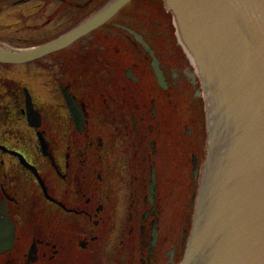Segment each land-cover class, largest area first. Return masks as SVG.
Here are the masks:
<instances>
[{"label": "flooded vegetation", "instance_id": "flooded-vegetation-1", "mask_svg": "<svg viewBox=\"0 0 264 264\" xmlns=\"http://www.w3.org/2000/svg\"><path fill=\"white\" fill-rule=\"evenodd\" d=\"M64 1L0 0V31L28 32L21 49H32L108 0L68 2L76 12L65 30L39 33ZM132 1L64 48L0 63V264L181 263L206 149L203 88L164 0L152 19L116 21ZM123 26L152 50L160 81Z\"/></svg>", "mask_w": 264, "mask_h": 264}, {"label": "water", "instance_id": "water-1", "mask_svg": "<svg viewBox=\"0 0 264 264\" xmlns=\"http://www.w3.org/2000/svg\"><path fill=\"white\" fill-rule=\"evenodd\" d=\"M130 1H107L79 26L41 46L0 47V63L23 64L64 48ZM164 3L200 75L208 134L180 264H264V0ZM123 28L150 53L160 81L152 50ZM65 98L77 118L76 104Z\"/></svg>", "mask_w": 264, "mask_h": 264}, {"label": "rangeland", "instance_id": "rangeland-1", "mask_svg": "<svg viewBox=\"0 0 264 264\" xmlns=\"http://www.w3.org/2000/svg\"><path fill=\"white\" fill-rule=\"evenodd\" d=\"M85 1L86 0H65L62 4V6H63L62 14L58 15L54 21H51L48 25H46V27H45L46 30H42L39 33H41V34H53L55 29H60V26H61L62 31L65 30L66 26L69 25L68 21L70 20V17L72 15H74V13L76 12L75 9H71V8H73L72 5L76 4V3H78V4L79 3L80 4L87 3ZM3 2H7V1H3ZM68 2H72V5L67 4ZM158 2H161V1L160 0H133L132 4H131L132 7H128L129 9L126 7L127 8V9L125 8L126 12L124 10L120 15L116 16L115 20L121 24L126 25V24H133V23L135 24L136 19H138V18H140L141 21L146 20V19H152L149 12L154 9V6H155L154 4H157ZM142 3H143V5H140ZM94 4H96V3H94ZM55 5H57V3ZM138 5H140V6H138ZM5 6L6 5L1 6L0 8H4ZM90 8L91 7H89V9ZM126 13L132 14L133 18L128 16V15L126 17ZM47 14H49V13L47 12ZM130 21H132V22H130ZM1 22L5 23V21H3V20ZM37 22H38V20H34V21L32 20L30 24L32 25V24L37 23ZM15 27L19 28V29L22 28V23H16ZM110 31H111V36H116L117 34H121L120 32L114 31L113 29H111ZM27 33L28 32H26V33H15L14 31H10L9 26L5 27L4 29H1V31H0V45L5 46V47L6 46L10 47L11 45H15V46H17V48H20V49H16V50H24L21 48H23L25 45H27L29 43L27 41L26 42L24 41L25 38L28 37ZM30 36H32V35L30 34ZM39 40H41V39L40 38H31L29 41H32V43L35 44ZM19 78L22 79L23 76L19 75ZM175 178H177V175L175 176ZM184 178L186 179V181H188L190 183V185L188 186L189 190H187V192L189 194L193 193L194 186L191 185L192 176L189 173V171L184 174ZM189 178H191V180Z\"/></svg>", "mask_w": 264, "mask_h": 264}]
</instances>
